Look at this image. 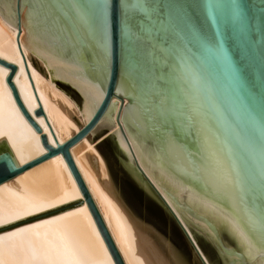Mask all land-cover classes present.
Wrapping results in <instances>:
<instances>
[{
	"label": "water",
	"instance_id": "water-1",
	"mask_svg": "<svg viewBox=\"0 0 264 264\" xmlns=\"http://www.w3.org/2000/svg\"><path fill=\"white\" fill-rule=\"evenodd\" d=\"M121 2L0 0V17L18 30L17 45L21 25V44L44 63L51 85L71 99L85 124L63 144L57 142L22 57L39 105L33 114L44 118L57 147L41 135L47 153L19 167L5 139L0 140V156H10L17 166L15 174L0 176V184L61 154L82 199L26 221L86 203L114 264H124L70 148L104 119L113 98L121 107L127 100L121 123L140 165L131 150L129 157L117 146L115 132L108 137L124 157L120 164L130 180L166 211L201 264H264V0H205L222 7L245 6L240 20L233 23L225 17L231 35L217 45L205 41L196 21V15L203 20V13L194 7L204 0H132L151 8L145 27L154 28L157 36L145 45L151 56L145 55L135 70L119 28ZM98 13L106 23L103 39L95 30ZM136 15L144 20L143 11ZM168 51L178 60L175 71L163 63ZM7 65L14 98L40 133L12 83L16 66ZM141 73L166 83L145 89ZM162 107L169 111L162 113ZM116 122L124 135L118 116Z\"/></svg>",
	"mask_w": 264,
	"mask_h": 264
},
{
	"label": "bare ground",
	"instance_id": "bare-ground-1",
	"mask_svg": "<svg viewBox=\"0 0 264 264\" xmlns=\"http://www.w3.org/2000/svg\"><path fill=\"white\" fill-rule=\"evenodd\" d=\"M25 10L26 7L21 15ZM19 30L17 45L18 30L11 28L0 17V140L5 139L17 165L22 167L47 153L41 144V135H46L48 142L57 147L44 118H36L33 114L39 105L30 81L59 144L80 130L74 115L78 116L82 125L85 124L71 99L51 85L50 73L44 63L21 44L24 40L21 25ZM33 60L40 63L42 72ZM7 64L16 66L12 83L26 110L41 128L40 133L25 118L14 98L7 83L11 72ZM125 105H128L127 100L121 107L119 101L113 98L104 120L111 123L117 146L127 156L130 157L131 150L136 157L121 123ZM117 116L124 135L119 131ZM70 154L124 264H170L119 200L112 188L106 164L94 144L84 137L70 148ZM136 160L140 165L137 157ZM147 177L159 191L151 178ZM81 199L82 195L61 154L1 183L0 264H114L86 203L52 216L26 221ZM173 261L180 264L176 255H173Z\"/></svg>",
	"mask_w": 264,
	"mask_h": 264
},
{
	"label": "rangeland",
	"instance_id": "rangeland-1",
	"mask_svg": "<svg viewBox=\"0 0 264 264\" xmlns=\"http://www.w3.org/2000/svg\"><path fill=\"white\" fill-rule=\"evenodd\" d=\"M36 61L33 60L34 64H37L35 66H38L42 72L40 63ZM73 117L81 128L83 125L78 116L74 115ZM111 129V123L103 119L86 138L94 144L96 151L106 164L112 188L117 193L119 200L131 216L139 222L141 228L145 229V234L155 242V245L157 244L162 256H165L166 259H164L170 264H175L173 255L177 256L180 264H201L180 229L172 222L166 211L143 194L127 176L124 167L120 164V159L122 160L124 157L116 150L113 137H108L112 132Z\"/></svg>",
	"mask_w": 264,
	"mask_h": 264
},
{
	"label": "snow or ice",
	"instance_id": "snow-or-ice-1",
	"mask_svg": "<svg viewBox=\"0 0 264 264\" xmlns=\"http://www.w3.org/2000/svg\"><path fill=\"white\" fill-rule=\"evenodd\" d=\"M244 5H228L222 7L220 5L209 4L207 2L198 3L194 10L199 9L203 13V20L196 15V21L200 26V32L205 36V41L209 44H219L221 41L226 42L231 35L230 24L225 23L227 17L233 23L240 20L244 15ZM120 32L124 37L125 45L129 54L130 62L133 69H139L145 55L151 56V51L145 48L146 44H151L153 39H156V31L145 27V20L151 19L152 10L150 7L132 0H122L120 3ZM144 12V20L137 17L136 12ZM195 14V11H194ZM95 30L100 39H103L106 32V23L101 14L95 16ZM210 30V31H208ZM164 47L168 49L167 43L161 38ZM153 48L156 45L152 46ZM168 60L163 63L169 65L172 71H175V66L178 60L168 51ZM166 83L160 77L155 80L149 79L146 74H140V83L145 89L154 88L158 83ZM169 110L161 108L162 113H167ZM172 115H175V110H172ZM177 125L180 121H176ZM14 160L8 156H0V176H6L9 173L15 174L16 168ZM86 194V193H85ZM261 255L264 256V248L261 249Z\"/></svg>",
	"mask_w": 264,
	"mask_h": 264
}]
</instances>
